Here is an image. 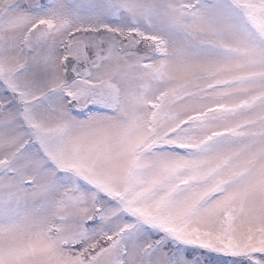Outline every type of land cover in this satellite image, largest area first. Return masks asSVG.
<instances>
[{
    "label": "snow or ice",
    "instance_id": "1",
    "mask_svg": "<svg viewBox=\"0 0 264 264\" xmlns=\"http://www.w3.org/2000/svg\"><path fill=\"white\" fill-rule=\"evenodd\" d=\"M0 264H264V0H0Z\"/></svg>",
    "mask_w": 264,
    "mask_h": 264
}]
</instances>
